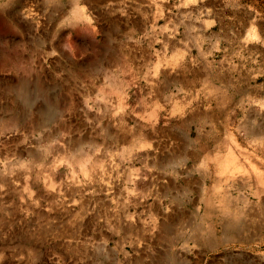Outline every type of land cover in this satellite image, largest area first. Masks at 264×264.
Segmentation results:
<instances>
[{
	"label": "rangeland",
	"instance_id": "rangeland-1",
	"mask_svg": "<svg viewBox=\"0 0 264 264\" xmlns=\"http://www.w3.org/2000/svg\"><path fill=\"white\" fill-rule=\"evenodd\" d=\"M210 89L239 127L231 194L263 216L264 0H0V264H210L176 200L153 209L164 256L117 237L145 232L132 197Z\"/></svg>",
	"mask_w": 264,
	"mask_h": 264
},
{
	"label": "crops",
	"instance_id": "crops-1",
	"mask_svg": "<svg viewBox=\"0 0 264 264\" xmlns=\"http://www.w3.org/2000/svg\"><path fill=\"white\" fill-rule=\"evenodd\" d=\"M204 79L207 82L210 77ZM212 91H196L195 95L203 97L204 101L201 98L199 104L193 107L184 105L183 113L188 114L193 109L194 119L191 120L189 116L184 117L185 121L180 119L184 123L180 129L183 140L179 143L183 152L160 156L162 161L168 162L167 165L161 164L159 168L149 165L145 186L138 188L136 197H132L131 202L141 208L143 215L130 223L137 227L141 221L145 232H123L117 237L118 240L131 242L141 258L153 256L154 248L161 249L159 256L167 254L168 237L164 241L163 236L152 231L153 209L155 203L166 208L176 200L179 208L186 210L188 215L184 222L190 227L189 231L195 234L193 240L197 249L193 250L194 256L209 253L210 264H264V251L259 246L264 242V215L251 212L253 202L248 196V182L239 185L242 195L236 200L231 194L234 185L231 173L235 160H240L239 153L233 147L241 143L234 135V130L239 127L214 115L216 106L212 104ZM260 129L263 128H257L258 134ZM251 132L256 130L252 128ZM171 161L179 162L177 169H173L175 165L171 167ZM207 179H210L212 191L208 196V220L202 219L199 214L208 193ZM237 246L238 250H234Z\"/></svg>",
	"mask_w": 264,
	"mask_h": 264
},
{
	"label": "bare ground",
	"instance_id": "bare-ground-1",
	"mask_svg": "<svg viewBox=\"0 0 264 264\" xmlns=\"http://www.w3.org/2000/svg\"><path fill=\"white\" fill-rule=\"evenodd\" d=\"M76 11H77V10H75V12H76ZM76 13H78V12H76ZM218 191H219V190H218ZM223 196H224V195H223ZM225 197H226V196H225ZM225 197H224V198H225ZM222 198H223V197H222ZM228 199H229V198H228ZM222 201H223V199H222ZM226 202H227V201H226ZM222 203H224V202H222ZM224 204L226 205L227 203H224ZM228 204H229V203H228ZM222 209H223V208H222ZM222 209H221V210H222ZM231 216H232V214H231ZM233 220H234V219H233ZM229 222H230V221H229ZM233 222H234V221H233ZM233 222H232V223H233ZM164 225H165V224H164ZM166 226H167V225H166ZM231 226H232V225H231ZM231 226H230V227H231ZM233 226H234V225H233ZM166 228H167V227H166ZM236 228H237V226H236ZM229 230H230V229H229ZM233 232H234V231H233ZM235 232H236V231H235ZM173 234H174V233H173ZM175 234H176V233H175ZM175 234H174V237L172 236L173 238L176 237ZM171 235H172V234H171ZM180 235H181V234H180ZM193 236L195 237V234H194ZM169 238H170V237H169ZM185 238H187V237H185ZM171 239H172V238H171ZM171 239H170V240H171ZM183 239H184V238H183ZM192 239H194V238L192 237ZM170 240H169V241H170ZM195 240H196V238H195ZM165 253H166V252H165ZM168 255H169V254H168ZM166 257H167V256H166ZM166 257H165V259H166ZM161 259H162V257H161ZM165 259H164V261H165ZM170 259H171V258H169V260H170ZM166 260H167V259H166ZM181 260H182V259H181ZM172 261H173V260H172ZM172 261H171L170 263H172ZM155 262H156V261H155ZM158 262H159V261H158ZM160 262H161V261H160ZM162 262H163V261H162ZM167 262H168V261H167ZM156 263H157V262H156ZM179 263H180V261H179ZM165 264H166V263H165ZM172 264H173V263H172Z\"/></svg>",
	"mask_w": 264,
	"mask_h": 264
}]
</instances>
